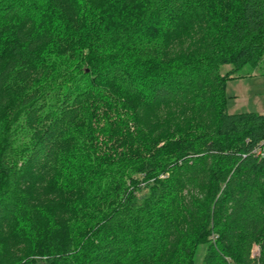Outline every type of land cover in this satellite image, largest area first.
<instances>
[{"label": "trees", "instance_id": "trees-1", "mask_svg": "<svg viewBox=\"0 0 264 264\" xmlns=\"http://www.w3.org/2000/svg\"><path fill=\"white\" fill-rule=\"evenodd\" d=\"M261 61L264 0H0V264H264Z\"/></svg>", "mask_w": 264, "mask_h": 264}, {"label": "rangeland", "instance_id": "rangeland-1", "mask_svg": "<svg viewBox=\"0 0 264 264\" xmlns=\"http://www.w3.org/2000/svg\"><path fill=\"white\" fill-rule=\"evenodd\" d=\"M232 69V65H225L221 68V73L226 74ZM227 109L229 113L259 112L264 114V62L257 67L250 64L245 65L233 74L226 83L225 87ZM174 108L168 107L162 113L174 112ZM12 242L14 250L21 252V248L28 250L29 245L23 241L15 240L11 235L0 234V242ZM18 241V242H17ZM25 249V250H26ZM260 248L256 245L253 249L254 256L259 254ZM204 248L200 249L197 264H202Z\"/></svg>", "mask_w": 264, "mask_h": 264}, {"label": "built area", "instance_id": "built-area-1", "mask_svg": "<svg viewBox=\"0 0 264 264\" xmlns=\"http://www.w3.org/2000/svg\"><path fill=\"white\" fill-rule=\"evenodd\" d=\"M254 152L257 155H262L264 153V142L262 143V147H259V148L255 149Z\"/></svg>", "mask_w": 264, "mask_h": 264}]
</instances>
